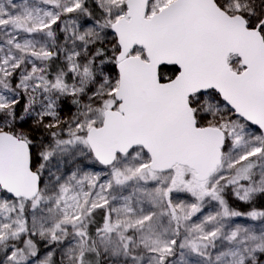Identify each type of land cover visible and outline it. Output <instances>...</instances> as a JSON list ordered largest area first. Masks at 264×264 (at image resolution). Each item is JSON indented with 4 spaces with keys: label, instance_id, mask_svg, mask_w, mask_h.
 <instances>
[{
    "label": "snow or ice",
    "instance_id": "6c2138e0",
    "mask_svg": "<svg viewBox=\"0 0 264 264\" xmlns=\"http://www.w3.org/2000/svg\"><path fill=\"white\" fill-rule=\"evenodd\" d=\"M261 197L264 0H0V264H264Z\"/></svg>",
    "mask_w": 264,
    "mask_h": 264
},
{
    "label": "trees",
    "instance_id": "16d2710c",
    "mask_svg": "<svg viewBox=\"0 0 264 264\" xmlns=\"http://www.w3.org/2000/svg\"><path fill=\"white\" fill-rule=\"evenodd\" d=\"M229 199L231 200V197ZM232 202L234 206L239 207V209L241 210H247L248 208L247 205L239 204V202H235V201H232ZM261 206H264V197L259 198L257 201V207H261Z\"/></svg>",
    "mask_w": 264,
    "mask_h": 264
},
{
    "label": "rangeland",
    "instance_id": "374dc122",
    "mask_svg": "<svg viewBox=\"0 0 264 264\" xmlns=\"http://www.w3.org/2000/svg\"><path fill=\"white\" fill-rule=\"evenodd\" d=\"M99 169V166H97V170ZM241 210V209H240ZM243 211V210H242Z\"/></svg>",
    "mask_w": 264,
    "mask_h": 264
}]
</instances>
